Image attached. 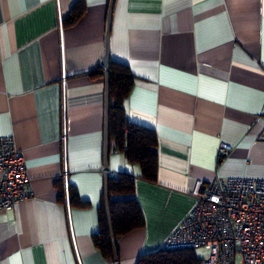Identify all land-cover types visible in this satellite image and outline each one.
<instances>
[{
    "label": "crops",
    "instance_id": "obj_1",
    "mask_svg": "<svg viewBox=\"0 0 264 264\" xmlns=\"http://www.w3.org/2000/svg\"><path fill=\"white\" fill-rule=\"evenodd\" d=\"M108 7L0 0V135L22 150L30 192L0 209V264H115L92 241L105 208ZM109 58L133 74L126 117L157 137V173L147 180L109 135V177L133 178L131 194L109 198L135 197L144 217L115 236L118 264H135L195 204V181L264 176V0H114ZM222 141L231 148L219 155Z\"/></svg>",
    "mask_w": 264,
    "mask_h": 264
},
{
    "label": "built area",
    "instance_id": "obj_2",
    "mask_svg": "<svg viewBox=\"0 0 264 264\" xmlns=\"http://www.w3.org/2000/svg\"><path fill=\"white\" fill-rule=\"evenodd\" d=\"M58 27L60 18L58 16ZM64 75L61 83L63 85ZM62 141L65 133H62ZM231 148L222 141L218 154ZM63 164L60 177L66 188ZM26 163L12 135H0V209L26 199ZM189 192L197 200L164 241L166 248L202 249L200 264H264V176H215L195 181Z\"/></svg>",
    "mask_w": 264,
    "mask_h": 264
},
{
    "label": "trees",
    "instance_id": "obj_3",
    "mask_svg": "<svg viewBox=\"0 0 264 264\" xmlns=\"http://www.w3.org/2000/svg\"><path fill=\"white\" fill-rule=\"evenodd\" d=\"M98 72L101 71L93 68L88 73L95 74ZM132 85L133 74L128 65L110 59L109 135L114 139L115 148L123 151L129 162L139 164L141 176L147 180H153L156 177L158 167L156 133L152 127L130 121L125 115L123 102ZM108 190L118 194H131L133 192L132 175L128 172H119L116 176L109 177ZM78 203L85 204L82 200H78ZM109 209L114 237L143 224L142 210L133 196L109 198ZM99 221V230L92 235L93 244L104 255L113 257L103 206L99 212ZM135 264H200V256L192 248H166L163 246L141 253Z\"/></svg>",
    "mask_w": 264,
    "mask_h": 264
},
{
    "label": "water",
    "instance_id": "obj_4",
    "mask_svg": "<svg viewBox=\"0 0 264 264\" xmlns=\"http://www.w3.org/2000/svg\"><path fill=\"white\" fill-rule=\"evenodd\" d=\"M114 0H109V7H108V14H107V23H106V33L104 39V54L101 59V64L105 70V90H104V139H103V148H104V166H103V174H104V187H103V194H104V207H105V214L108 223L110 241L112 245V254L114 263L118 264V256H117V249H116V242L114 233L112 230V223H111V215L109 209V190H108V153H109V33H110V18L112 12Z\"/></svg>",
    "mask_w": 264,
    "mask_h": 264
},
{
    "label": "rangeland",
    "instance_id": "obj_5",
    "mask_svg": "<svg viewBox=\"0 0 264 264\" xmlns=\"http://www.w3.org/2000/svg\"><path fill=\"white\" fill-rule=\"evenodd\" d=\"M195 252L198 256H201L203 254V250L202 249H195Z\"/></svg>",
    "mask_w": 264,
    "mask_h": 264
}]
</instances>
